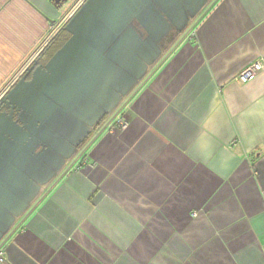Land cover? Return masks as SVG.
I'll return each instance as SVG.
<instances>
[{"label":"crops","instance_id":"1","mask_svg":"<svg viewBox=\"0 0 264 264\" xmlns=\"http://www.w3.org/2000/svg\"><path fill=\"white\" fill-rule=\"evenodd\" d=\"M201 1L0 0L4 264H264V0Z\"/></svg>","mask_w":264,"mask_h":264},{"label":"built area","instance_id":"2","mask_svg":"<svg viewBox=\"0 0 264 264\" xmlns=\"http://www.w3.org/2000/svg\"><path fill=\"white\" fill-rule=\"evenodd\" d=\"M192 37H195V32L192 33ZM264 71V62H254L246 69H244L235 79L236 82L249 83L254 81L257 76ZM129 127V122L121 114H117L111 125L109 131L111 133H121ZM6 252L0 248V264L6 263Z\"/></svg>","mask_w":264,"mask_h":264},{"label":"rangeland","instance_id":"3","mask_svg":"<svg viewBox=\"0 0 264 264\" xmlns=\"http://www.w3.org/2000/svg\"><path fill=\"white\" fill-rule=\"evenodd\" d=\"M135 2L137 1V0H134ZM206 2V0H202L201 2H200V4L199 3H197V6H196V8L194 9V12H199L201 9H202V7H203V5H204V3ZM141 4L139 3V2H137V3H135V4H133V6L134 7H136V6H140ZM209 7V5L208 6H205L204 8L205 9H207ZM191 11H193V10H191ZM209 11V8L206 10V12H208ZM135 12V14H137V11H134ZM140 17L141 16H139L138 15V17H137V22H140ZM197 17H199V15L197 16ZM203 17H205V15L203 16ZM202 17V18H203ZM202 18H200V20L202 19Z\"/></svg>","mask_w":264,"mask_h":264},{"label":"water","instance_id":"4","mask_svg":"<svg viewBox=\"0 0 264 264\" xmlns=\"http://www.w3.org/2000/svg\"><path fill=\"white\" fill-rule=\"evenodd\" d=\"M62 0H55V2H57V3H60ZM131 1H134V0H129V2H131ZM1 102V101H0ZM2 124V121H0V125Z\"/></svg>","mask_w":264,"mask_h":264}]
</instances>
